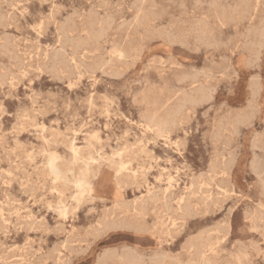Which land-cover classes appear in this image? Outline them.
I'll list each match as a JSON object with an SVG mask.
<instances>
[{"label": "rangeland", "instance_id": "obj_1", "mask_svg": "<svg viewBox=\"0 0 264 264\" xmlns=\"http://www.w3.org/2000/svg\"><path fill=\"white\" fill-rule=\"evenodd\" d=\"M0 2V264H118L128 249L141 255L143 264H152L158 256L165 258L163 264H264V70L257 46L261 34L264 40L263 0ZM239 55L246 72L234 69ZM253 83L260 87L252 96ZM240 84L246 91L237 102L233 94ZM90 158L95 160L90 163L94 171L119 183L118 198L106 192L95 196L77 186L75 180ZM49 160L62 174L50 170ZM199 240L206 249L198 246V253L194 243ZM65 241L71 246L63 247Z\"/></svg>", "mask_w": 264, "mask_h": 264}, {"label": "bare ground", "instance_id": "obj_2", "mask_svg": "<svg viewBox=\"0 0 264 264\" xmlns=\"http://www.w3.org/2000/svg\"><path fill=\"white\" fill-rule=\"evenodd\" d=\"M22 1V0H21ZM25 1H27V0H25ZM123 1V0H122ZM264 1V0H263ZM3 2V1H2ZM5 2V1H4ZM3 2V3H4ZM17 2H18V0H17ZM20 2V1H19ZM39 2V1H38ZM154 2V1H153ZM243 2H244V0H243ZM1 3V2H0ZM2 3V4H3ZM9 3H12V2H8L7 4H9ZM106 3V2H105ZM104 3V4H105ZM138 3H141L140 1L138 2ZM196 3L197 2H195V5H196ZM199 3V2H198ZM206 3V2H205ZM208 3H210V2H208ZM215 3V2H214ZM262 3V2H261ZM40 4V3H39ZM96 4V3H95ZM145 4V3H144ZM173 4V3H172ZM218 4V3H217ZM10 5V4H9ZM26 5V4H25ZM98 5V4H97ZM136 5L139 7V6H141V5H138L137 3H136ZM178 5H180V4H178ZM200 5V4H199ZM58 6V5H57ZM61 6V5H60ZM154 6V5H153ZM212 6V5H211ZM228 6H231V5H228ZM262 6H264V5H262ZM185 7V6H184ZM210 7V6H209ZM220 7H221V5H220ZM231 7H233V6H231ZM21 9H22V7H20ZM135 8V7H134ZM161 8V7H160ZM218 8V7H217ZM222 9L224 8L223 6L221 7ZM4 9V8H3ZM226 9V8H225ZM229 10H230V8H228ZM16 10V9H15ZM136 10V9H135ZM218 10H220V9H218ZM259 10H261V9H259ZM117 11V10H116ZM139 11V10H138ZM162 11H163V9H162ZM222 11V10H221ZM223 11H224V9H223ZM223 11H222V13H223ZM226 12V11H225ZM261 12V11H260ZM6 13V12H5ZM114 13V12H113ZM140 13H141V11H140ZM221 13V14H222ZM47 14V13H46ZM51 14V13H50ZM138 14V13H137ZM136 14V15H137ZM142 14V13H141ZM153 14V13H152ZM218 14V13H217ZM220 14V13H219ZM7 15V14H6ZM12 15H13V13H12ZM17 15V14H16ZM136 15H133V16H135L136 17ZM139 15V14H138ZM155 15V14H154ZM223 15V14H222ZM225 15V14H224ZM231 15V14H230ZM11 16V15H10ZM19 16V15H18ZM18 16H13V17H15V19L18 17ZM34 16V15H33ZM51 16V15H50ZM53 16V15H52ZM221 16V15H220ZM1 17H3V16H1ZM6 17V16H5ZM47 17H49V16H47ZM101 17V16H100ZM99 17V18H100ZM223 17V16H222ZM22 18V17H21ZM50 18V17H49ZM54 18V17H53ZM68 18V17H67ZM113 18V17H112ZM111 18V21L113 20ZM231 18V17H230ZM260 18H261V16H260ZM11 19V18H10ZM14 19V20H15ZM46 19L47 18H45V22H46ZM65 19V18H64ZM71 19V18H70ZM70 19H69V21H70ZM102 19V18H101ZM138 19V18H137ZM147 19V18H146ZM181 19V18H180ZM225 19V18H224ZM227 19V18H226ZM237 19V18H236ZM261 19H263V17L261 18ZM17 20H19V18H17ZM43 20V19H42ZM66 20V19H65ZM176 20H177V18H176ZM223 20V19H222ZM235 20V19H234ZM5 21V20H4ZM24 21H25V19H24ZM40 21V20H39ZM84 21V20H83ZM137 21H139V20H137ZM136 21V22H137ZM169 21V20H168ZM178 21V20H177ZM220 21V20H219ZM227 21H232V18H231V20H227ZM258 21H259V19H258ZM257 21V22H258ZM11 22V21H10ZM73 22V21H72ZM122 22V21H121ZM176 22V21H175ZM174 22V23H175ZM261 22V21H260ZM6 23V22H5ZM8 23V22H7ZM12 24L14 23V21L13 22H11ZM38 23V22H37ZM49 23V22H48ZM58 23V22H57ZM86 23V22H85ZM103 23V22H102ZM134 23V22H133ZM138 23V22H137ZM136 23V24H137ZM140 23V22H139ZM221 23V22H220ZM9 24V23H8ZM7 24V25H8ZM41 24V23H40ZM39 24V25H40ZM43 24V23H42ZM50 24V23H49ZM54 24H55V22H54ZM53 24V25H54ZM60 24V23H59ZM87 24V23H86ZM99 24V23H98ZM141 24V23H140ZM166 24V23H165ZM14 25H15V23H14ZM37 25V24H36ZM192 25V24H191ZM198 25V24H197ZM203 25V24H202ZM221 25V24H220ZM6 26V25H5ZM27 26V25H26ZM38 26V25H37ZM99 26H101V25H99ZM137 26V25H136ZM169 26V25H168ZM170 26H172V25H170ZM170 26H169V29H170ZM173 26H174V24H173ZM176 26V25H175ZM177 26H178V24H177ZM204 26V25H203ZM222 26V25H221ZM221 26H219V28L221 27ZM15 27V26H14ZM36 27V26H35ZM47 27V26H46ZM135 27V26H134ZM30 28V27H29ZM37 28V27H36ZM63 28V27H62ZM136 28H138V27H136ZM191 28V26L189 27V29ZM196 28V27H195ZM198 28H199V26H198ZM249 27H246V29H248ZM251 28H253V27H251ZM260 28V27H259ZM47 29V28H46ZM59 29V28H58ZM70 29V28H69ZM102 29V28H101ZM151 29H153V28H151ZM161 29V28H160ZM175 29V28H174ZM117 30H118V27H117ZM155 30H157L156 28H155ZM191 30V29H190ZM199 30V29H198ZM249 30V29H248ZM258 30V29H257ZM42 31H44V29L42 30ZM42 31H41V33H42ZM60 31V30H59ZM66 31H68L69 32V30L67 29ZM74 31V30H73ZM100 31H103V30H100ZM151 31H154V30H151ZM164 31V30H163ZM174 31V30H173ZM196 31V30H195ZM206 31V30H205ZM45 32V31H44ZM57 32V31H56ZM233 32V31H232ZM237 32V31H236ZM246 32V31H245ZM249 32V31H248ZM4 33V32H3ZM47 33V32H46ZM126 33V32H125ZM151 33V32H150ZM167 33V32H166ZM176 33V32H175ZM177 33H178V31H177ZM176 33V34H177ZM218 33V32H217ZM234 33H235V31H234ZM2 34V33H1ZM0 34V35H1ZM24 34V33H23ZM26 34V33H25ZM24 34V35H25ZM35 34V33H34ZM61 34H63V33H61ZM124 34V33H123ZM139 34V33H138ZM145 34V33H144ZM159 34V36L160 35H162V34H160V33H158ZM171 34V33H170ZM169 34V35H170ZM180 34V33H179ZM195 34V33H194ZM233 34V33H232ZM237 34H238V32H237ZM245 34V33H244ZM76 35H77V33H76ZM164 35H166V34H164ZM202 35V34H201ZM234 35V34H233ZM13 37H15L14 35H12ZM21 36V35H20ZM63 36V35H62ZM102 36V35H101ZM143 36H145V35H143ZM158 36V35H157ZM178 36V35H177ZM196 36V35H195ZM207 36V35H206ZM212 36V35H211ZM216 36H218V34L216 35ZM220 36V35H219ZM231 36V35H230ZM3 37H5V36H3ZM25 37V36H24ZM64 37H66V35L64 36ZM98 37V36H97ZM169 37V36H168ZM168 37H166L167 39H168ZM173 37V35L170 37V40H172L171 38ZM209 37V36H208ZM221 37V36H220ZM228 37V36H227ZM242 37V36H241ZM16 38V37H15ZM22 37H20V39H21ZM55 38V37H54ZM57 38V37H56ZM145 38V37H144ZM203 39H204V37H202ZM222 38V37H221ZM6 39V38H5ZM61 39H62V37H61ZM67 39H69V38H67ZM124 39V38H123ZM174 39V38H173ZM179 39V38H178ZM220 39V38H219ZM243 39H244V37H243ZM29 40V39H28ZM27 40V41H28ZM52 40H53V38H52ZM125 40V39H124ZM123 40V41H124ZM175 40V39H174ZM180 40V39H179ZM200 40H201V38H200ZM200 40H199V44H200ZM212 40H213V36H212ZM217 40V39H216ZM228 40V39H227ZM254 40V39H253ZM62 41V40H61ZM63 41H65V38H64V40ZM138 41V40H137ZM136 41V42H137ZM164 41V40H163ZM168 41H169V39H168ZM182 41V40H181ZM184 41H186V40H184ZM204 40H202L201 41V43L203 42ZM218 41H220V40H217V41H215L214 40V42H217L218 43ZM225 41V40H224ZM55 42V41H54ZM59 42V41H58ZM66 42V41H65ZM71 42V41H70ZM117 42V44H118V41H116ZM115 42V43H116ZM171 42V41H170ZM177 42V41H176ZM207 42V41H206ZM210 42V41H209ZM214 42H212V44H214ZM222 43H223V41H221ZM221 42H219V43H221ZM229 42V41H228ZM232 42V41H231ZM13 43V42H12ZM19 43V42H18ZM55 43H57V42H55ZM60 43V42H59ZM63 43V42H62ZM128 43V42H127ZM172 43V42H171ZM180 43V42H179ZM183 43V42H182ZM188 43V42H187ZM221 43V44H222ZM244 43H245V41H244ZM248 43V42H247ZM252 43V42H251ZM17 44V43H16ZM61 44V43H60ZM59 44V45H60ZM77 44V43H76ZM117 44H116V46H117ZM174 44V43H173ZM198 44V43H197ZM196 44V45H197ZM205 44V43H204ZM220 44V45H221ZM223 44H225L226 45V43H223ZM232 44V43H231ZM250 44V43H249ZM87 45V44H86ZM181 45V44H180ZM183 45V44H182ZM190 45V44H189ZM206 45V44H205ZM215 45H216V43H215ZM219 45V44H218ZM224 45V46H225ZM14 45H12V47H13ZM31 45H29V47H30ZM45 46V45H44ZM49 46V45H48ZM113 46H114V44H113ZM112 46V47H113ZM201 46V45H200ZM210 46V45H209ZM208 46V47H209ZM222 46V45H221ZM257 46H258V48H259V52L261 53V55L263 56V58H262V62H263V70H264V40L262 39V34L260 35V39L257 41ZM18 47V46H17ZM27 48H29L28 47V45L26 46ZM47 47V46H46ZM54 47V46H53ZM64 47V46H63ZM115 47V46H114ZM118 47V46H117ZM126 47H128V46H126ZM185 48L186 47H188V46H184ZM197 47V46H196ZM202 47V46H201ZM201 47H199V48H201ZM207 47V46H206ZM215 47H217V46H215ZM76 48V47H75ZM120 48V47H119ZM195 48V47H194ZM211 48H213V46L211 47ZM218 48V47H217ZM221 48V47H220ZM14 49H17V48H14ZM14 49H13V51H14ZM30 49V48H29ZM42 49V48H41ZM48 49H49V51H50V48L48 47ZM62 49V48H61ZM64 49V48H63ZM113 49V48H112ZM22 50V49H21ZM44 50L45 49H43V51H41V52H44ZM53 50H56V48L54 49L53 48ZM119 49L117 48V50H114L115 52L116 51H118ZM189 50V49H188ZM17 51H19V49H17ZM23 51V50H22ZM33 51H34V47H33ZM49 51H48V53H49ZM58 51V50H57ZM64 51V50H63ZM113 51V50H112ZM190 51V50H189ZM196 51V50H195ZM9 52V51H8ZM50 52H52V51H50ZM72 52V51H71ZM82 52V51H81ZM111 52V51H110ZM193 52V51H192ZM258 50H256V51H254L253 50V54H255L256 56L258 55ZM2 53V52H1ZM32 53V52H31ZM35 53V52H34ZM64 53H66V52H64ZM117 53V52H116ZM122 53V52H121ZM135 53H137L136 51H135ZM10 54V53H9ZM23 54V53H22ZM39 54V53H38ZM41 54V53H40ZM51 54V53H50ZM49 54V55H50ZM52 54H54V52L52 53ZM59 54V53H58ZM68 54V53H67ZM85 54H87V53H84V55ZM98 54H100V53H98ZM108 54V53H107ZM106 54V55H107ZM14 55V54H13ZM21 55V54H20ZM34 55V54H33ZM105 55V54H104ZM112 55H113V53H112ZM121 55V54H120ZM125 55V54H124ZM126 55H128L127 54V52H126ZM125 55V56H126ZM135 55V54H134ZM155 55V54H154ZM36 56V55H35ZM58 56V55H57ZM62 56L63 55H61V57H60V55H59V59H61L62 58ZM110 56V55H109ZM117 56V55H116ZM129 56V55H128ZM139 56V55H138ZM224 56V55H223ZM10 57V56H9ZM43 57V56H42ZM47 57V56H46ZM45 57V58H46ZM65 57V56H64ZM69 57V56H68ZM113 57H114V55H113ZM131 57V56H130ZM140 57V56H139ZM248 57V56H247ZM25 58V60H26V57H24ZM28 58V57H27ZM49 58H51L50 56H49ZM49 58H48V60H49ZM123 58V57H122ZM137 58V57H136ZM135 58V59H136ZM150 58V57H149ZM211 58V57H210ZM220 58V57H219ZM38 59V58H37ZM70 59H72V58H70ZM77 59V58H76ZM103 59V58H102ZM113 59V58H112ZM134 59V60H135ZM153 59V58H152ZM249 59H251V58H249ZM24 60V61H25ZM52 60V59H51ZM94 60V59H93ZM107 60V59H106ZM109 60V59H108ZM118 60H119V58H118ZM121 60V59H120ZM139 60V59H138ZM223 60V59H222ZM44 60H42V62H43ZM72 61H74V60H72ZM29 62V61H28ZM38 62V61H37ZM83 62V61H82ZM85 62V61H84ZM99 62V61H98ZM105 63H106V61H104ZM148 62V61H147ZM203 62V61H202ZM210 62V61H209ZM208 62V63H209ZM212 62V61H211ZM214 62V61H213ZM54 63V62H53ZM60 63V62H59ZM104 63V64H105ZM112 63V62H111ZM121 63H123V62H121ZM164 63V62H163ZM173 63V62H172ZM171 63V64H172ZM216 63V62H215ZM257 63V62H256ZM44 64V63H43ZM51 64V63H50ZM84 64V63H83ZM88 64V63H87ZM103 64V65H104ZM35 65V64H34ZM45 65V64H44ZM78 65V64H77ZM210 65V64H209ZM10 66V65H9ZM17 66V65H16ZM51 66H53V65H51ZM51 66H50V68H51ZM79 67H81V65H78ZM214 66V65H213ZM18 67V66H17ZM34 67V66H33ZM39 67V66H38ZM37 67V68H38ZM72 67V66H71ZM70 67V68H71ZM76 67V66H75ZM111 67V66H110ZM179 67H180V65H179ZM190 67V66H189ZM13 68V67H12ZM22 68V67H21ZM31 68V67H30ZM77 68V67H76ZM84 68V67H83ZM186 68V67H185ZM246 68H247V66H246V62H245V59L243 58V56L242 55H239V57L235 60V62H234V69L236 70V72L237 73H241V72H246ZM23 69V68H22ZM28 69V68H27ZM85 69V68H84ZM87 69V68H86ZM116 69V68H115ZM190 69V68H189ZM193 69V68H192ZM221 69V68H220ZM29 70V69H28ZM32 70V69H31ZM42 70V69H41ZM160 70V69H159ZM226 70V69H225ZM18 71V70H17ZM24 71V70H23ZM81 71V70H80ZM88 71H89V68H88ZM91 71H93V70H91ZM200 71V70H199ZM203 71V70H202ZM211 71V70H210ZM209 71V72H210ZM20 72V71H19ZM44 72V71H43ZM82 72V71H81ZM90 72V71H89ZM104 71H102L101 70V73H103ZM184 72V71H183ZM207 72V71H206ZM209 72H207V73H209ZM78 73H79V71H78ZM92 73V72H91ZM108 73H109V71H108ZM201 73V72H200ZM205 73V72H204ZM221 73V72H220ZM227 73V72H226ZM14 74V73H13ZM16 74H17V72H16ZM21 74V73H20ZM47 74V73H46ZM52 74V73H51ZM76 74V73H75ZM203 74V73H202ZM22 75V74H21ZM57 75V74H56ZM72 75H73V73H72ZM111 75V74H110ZM131 75V74H130ZM174 75V74H173ZM198 75V74H197ZM11 76V75H10ZM35 76V75H34ZM68 76H69V74H68ZM67 76V77H68ZM108 76H109V74H108ZM177 76H178V74H177ZM204 76V75H203ZM17 77V76H16ZM61 77V76H60ZM78 77V76H77ZM182 77V76H181ZM196 77V76H195ZM209 77V76H208ZM15 78V77H14ZM184 78V77H183ZM251 78V77H250ZM254 78V77H253ZM256 78V77H255ZM63 79V78H62ZM1 80V79H0ZM87 80V79H86ZM179 80V79H178ZM177 80V81H178ZM181 80H183V79H181ZM218 81V80H217ZM201 82V81H200ZM0 84H1V82H0ZM9 84V83H8ZM15 84H17V83H15ZM140 84V83H139ZM149 84V83H148ZM198 85V84H197ZM200 85H201V83H200ZM1 86V85H0ZM24 86V85H23ZM70 85H68V87H69ZM148 86H150V85H148ZM192 86V85H191ZM206 86V85H205ZM260 87V86H259ZM257 85H256V83H253L252 84V86H251V91H252V96L253 95H255L257 92H258V88H259ZM262 87V89L264 88V86L262 85L261 86ZM55 88V87H54ZM192 88V87H191ZM193 88H195V87H193ZM192 88V89H193ZM184 89V88H183ZM201 89V88H200ZM207 89V88H206ZM59 90H61V89H59ZM177 90V89H176ZM193 90H195V89H193ZM56 91V90H55ZM190 91V90H189ZM214 91V90H213ZM245 86L244 85H242V84H240L238 87H237V89H236V91L234 92V94H233V100H235V101H237V102H242L243 101V98H244V96H245ZM49 92V91H48ZM126 92H127V90H126ZM161 92V91H160ZM177 92V91H176ZM193 92V91H192ZM39 93V92H38ZM51 93H52V91H51ZM59 93V92H58ZM191 93V92H190ZM203 93V92H202ZM207 92L205 91V93L204 94H206ZM48 94V93H47ZM55 94V93H54ZM53 94V95H54ZM180 94V93H179ZM192 94H197V92H196V90L194 91V93H192ZM192 94H190V95H192ZM203 94V95H204ZM7 95V94H6ZM34 95H36V94H34ZM49 95V94H48ZM134 95V94H133ZM153 95H155V94H153ZM202 95V96H203ZM13 96V95H12ZM26 96V95H25ZM36 96H39L38 94L36 95ZM150 96V95H149ZM205 96V95H204ZM203 96V97H204ZM33 97V96H32ZM106 97V96H105ZM136 97V96H135ZM181 97H183V96H181ZM192 97V96H191ZM31 98V97H30ZM107 98V97H106ZM32 99V98H31ZM35 99H36V97H35ZM91 99V98H90ZM177 99V98H176ZM184 99V98H183ZM209 99V98H208ZM34 99H32V101H33ZM37 100V99H36ZM35 100V101H36ZM69 100V99H68ZM109 100V99H108ZM110 100H112V99H110ZM195 101V100H194ZM199 101H201V100H199ZM255 101V100H254ZM2 102V101H1ZM43 102V101H42ZM49 102V101H48ZM53 102V101H52ZM63 102V101H62ZM90 102V101H89ZM111 102V101H110ZM178 102V101H177ZM33 103H34V101H33ZM50 103V102H49ZM112 103V102H111ZM110 103V104H111ZM193 103V102H192ZM191 103V104H192ZM45 104V103H44ZM47 104V103H46ZM213 104V103H212ZM52 105H53V103H52ZM160 105V104H159ZM46 106V105H45ZM67 106V105H66ZM161 107H162V105H160ZM180 106H182V105H180ZM186 106V105H185ZM51 107V106H50ZM53 107H55V106H53ZM59 107V106H58ZM251 107V106H250ZM27 108V107H26ZM44 108V107H43ZM66 108H68V106L66 107ZM181 108V107H180ZM42 109V108H41ZM50 109V108H49ZM53 109V108H52ZM107 109V108H106ZM192 109V108H191ZM246 110H247V107L245 108ZM251 109V108H250ZM5 110V109H4ZM22 110V109H21ZM25 110V109H24ZM45 110V109H44ZM257 110V109H256ZM1 111V110H0ZM3 111V110H2ZM6 111V110H5ZM17 111V110H16ZM26 111V110H25ZM39 111V110H38ZM108 111V110H107ZM194 111V110H193ZM205 111V110H204ZM229 111V110H228ZM259 111V110H258ZM20 112V111H19ZM23 112V111H22ZM142 112V111H141ZM203 112V111H202ZM252 112H253V110H252ZM25 113H27V112H25ZM41 113H42V111H41ZM78 113V112H77ZM157 113V112H156ZM195 113V112H194ZM250 113V112H249ZM254 113V112H253ZM1 114V113H0ZM21 114V113H20ZM142 115H143V113H141ZM185 114V113H184ZM187 114V113H186ZM228 114V113H227ZM234 114V113H233ZM245 114V113H244ZM2 115V114H1ZM76 115V114H75ZM74 115V116H75ZM77 115H79V114H77ZM146 115V114H145ZM247 116H250V115H248V114H246ZM27 116V115H26ZM140 116V115H139ZM188 116V115H187ZM187 116H185V117H187ZM22 117V116H21ZM155 117V116H154ZM185 117H183V118H185ZM219 117H220V115H219ZM222 117V116H221ZM220 117V119L222 120V118ZM235 117V116H234ZM252 117L254 118V116L252 115ZM16 118H17V116H16ZM142 118V117H141ZM188 118V117H187ZM192 118V117H191ZM196 118V117H195ZM235 118H237V114H236V117ZM247 118V117H246ZM144 119V118H143ZM153 119V118H152ZM243 119V118H242ZM166 120V119H165ZM187 120V119H186ZM219 120V119H218ZM220 120V121H221ZM243 120H245V119H243ZM19 121V120H18ZM148 121V120H147ZM189 121H190V119H189ZM196 121V120H195ZM224 121H225V119H224ZM228 121V120H227ZM34 122V121H33ZM35 122H37V120L35 121ZM141 122V121H140ZM161 122V121H160ZM168 122V121H167ZM171 122H172V120H171ZM218 122V121H217ZM226 122V121H225ZM224 122V124L226 125V123ZM238 122V121H237ZM248 122V121H247ZM19 123V122H18ZM221 123H222V121H221ZM228 123V122H227ZM240 123L242 124V121H240ZM240 123H239V125H240ZM23 124V123H22ZM169 124V123H168ZM174 124V123H173ZM172 124V125H173ZM176 124V123H175ZM219 124V123H218ZM244 124H247V123H245L244 122ZM25 125V124H24ZM30 126H31V124H29ZM35 125V124H34ZM153 125V124H152ZM216 125V124H215ZM230 125V124H229ZM235 126H236V124H234ZM252 125V124H251ZM23 126V125H22ZM163 126V125H162ZM176 126H178V125H176ZM195 126H196V124H195ZM220 126H223L222 124H220ZM159 127H161L160 125H159ZM238 127V126H237ZM12 128H13V126H12ZM50 128H52V127H50ZM152 128H153V126H152ZM196 128V127H195ZM194 128V129H195ZM225 128V127H224ZM227 128V127H226ZM234 128V127H233ZM157 129V128H156ZM160 129V128H159ZM165 129V128H164ZM158 130V129H157ZM167 130V129H166ZM219 130H221V129H219ZM217 131V132H219L220 133V131ZM224 130V129H223ZM238 130H240V129H238ZM238 130H236V131H238ZM16 131V130H15ZM197 131V130H196ZM17 132V131H16ZM30 132V131H29ZM38 132V131H37ZM58 132V131H57ZM166 132V131H165ZM205 132V131H204ZM215 132V131H214ZM222 132V131H221ZM161 133V132H160ZM233 134H235V136H236V133H234V131L232 132ZM263 133V132H262ZM261 133V134H262ZM37 134V133H36ZM214 134V133H213ZM56 135V134H55ZM58 135V134H57ZM217 135V134H216ZM227 136V135H226ZM261 136H263V134L261 135ZM38 137V136H37ZM151 137V136H150ZM158 137V136H157ZM211 137H214V136H211ZM229 137V136H228ZM239 137V136H238ZM219 137H217V139H218ZM257 138V137H256ZM117 139V138H116ZM150 139V138H149ZM154 139V138H153ZM209 139H210V137H209ZM215 139V138H214ZM237 139V138H236ZM53 140V139H52ZM176 140V139H175ZM212 140H213V138H212ZM255 140V139H254ZM264 140V139H263ZM54 141V140H53ZM75 141V140H74ZM186 141V140H185ZM218 141V140H217ZM224 141V140H223ZM222 141V142H223ZM228 141V140H227ZM236 141V140H235ZM134 142H136L135 140H134ZM133 142V143H134ZM140 142V141H139ZM213 142V141H212ZM221 142V143H222ZM224 142H226V141H224ZM229 142V141H228ZM257 142V141H256ZM147 143V142H146ZM177 142H175V144H176ZM227 143V142H226ZM236 143V142H235ZM173 144V143H172ZM181 144V143H180ZM228 144V143H227ZM230 144V143H229ZM228 144V145H229ZM135 145H136V143H135ZM165 145V144H164ZM179 145V144H178ZM184 145V144H183ZM239 145V144H238ZM237 145V146H238ZM65 146V145H64ZM131 146V145H130ZM141 146V145H140ZM218 146V145H217ZM227 146V145H226ZM204 147V146H203ZM259 147V146H258ZM150 148H152V146H150ZM235 148H236V145H235ZM252 148H253V146H252ZM68 149V148H67ZM127 149H129V148H127ZM131 150V149H130ZM134 150V149H133ZM136 150H137V148H136ZM142 150V149H141ZM147 150H148V148H147ZM147 150H145V151H143V153L144 152H146ZM205 150V149H204ZM224 150V149H223ZM235 150V149H234ZM233 150V151H234ZM72 151L74 152V153H76V149L74 148V146H72ZM138 151H139V148H138ZM137 151V152H138ZM153 151V150H152ZM164 151V150H163ZM21 152V151H20ZM133 152H135V154L137 153L135 150L133 151ZM215 152H217V151H215ZM219 152V151H218ZM221 152V151H220ZM231 152V151H230ZM8 153V152H7ZM28 153V155L31 153V151L30 152H27ZM115 153V152H114ZM141 153V152H140ZM152 153V152H151ZM221 153H223V152H221ZM220 153V154H221ZM232 153V152H231ZM13 154V153H12ZM22 154V153H21ZM26 154V153H25ZM35 154V153H34ZM116 154V153H115ZM134 154V153H133ZM153 154V153H152ZM219 154V155H220ZM229 154V153H228ZM9 155V154H8ZM32 155V154H31ZM37 155V154H36ZM151 155V154H150ZM232 155H234V154H232ZM231 155V156H232ZM237 155V154H236ZM26 156H27V154H26ZM48 156V155H47ZM80 156H82V155H80ZM88 156V155H87ZM116 156V155H115ZM129 156V155H128ZM127 156V157H128ZM254 156V155H253ZM37 157H39V156H37ZM110 157V156H109ZM130 157V156H129ZM30 158V157H29ZM54 158V157H53ZM119 158H121V157H119ZM131 158H134V157H131ZM153 158V157H152ZM228 158V157H227ZM231 158V157H230ZM229 158V159H230ZM109 159V158H108ZM110 159H112V158H110ZM122 159V158H121ZM221 159V158H220ZM226 159V158H225ZM254 159V158H253ZM22 160V159H21ZM20 160V161H21ZM26 160V159H25ZM86 160V159H85ZM88 160V159H87ZM153 160V159H152ZM233 160V159H232ZM28 161V160H27ZM50 162H49V166H50V170L53 172V173H55V174H62V171L53 163V161L52 160H49ZM95 160L93 159V158H90V162H86L85 163V165H84V168H83V170H82V173H81V176L79 177V178H77L75 181H76V184H77V186L82 190V191H86V192H88V193H92L93 195H95V196H99V197H101V195H102V193L103 192H106V193H108V194H110L111 196H112V199H116V198H118L119 197V191H118V189H117V187H118V182H113L111 179H109L107 176H104V175H100V174H98L96 171H94L93 169H92V167L90 166V163L91 162H94ZM211 161V160H210ZM218 161V160H217ZM215 162V161H214ZM213 162V163H214ZM220 162V161H219ZM223 162V161H222ZM225 163L227 162L226 160L224 161ZM249 162H250V160H249ZM13 163V162H12ZM48 163V162H47ZM218 163V162H217ZM209 164V163H208ZM259 164V163H258ZM114 166H115V164H113ZM118 165V164H117ZM121 165V164H120ZM119 165V166H120ZM150 165V164H149ZM16 166V165H15ZM108 167H109V165H107ZM110 166H111V163H110ZM213 166V165H212ZM218 166H220V164L218 165ZM227 166H228V164H227ZM263 166V165H262ZM9 167V166H8ZM7 167V168H8ZM11 167V166H10ZM14 167V166H13ZM17 167V166H16ZM232 167V166H231ZM43 168V167H42ZM111 168V167H110ZM123 168V167H122ZM164 168V167H163ZM227 168V167H226ZM257 168V167H256ZM14 168H12V170H13ZM16 169V168H15ZM127 169V168H126ZM9 170V169H8ZM141 170V169H140ZM211 170V169H210ZM255 170V169H254ZM71 171V170H70ZM257 171V170H256ZM255 171V172H256ZM117 172V171H116ZM219 172V171H218ZM229 172H230V170H229ZM228 172V173H229ZM141 173V172H140ZM144 172H142V174H143ZM212 173H213V171H212ZM263 173V172H262ZM176 174V173H175ZM166 175V174H165ZM205 175H207V174H205ZM212 175V174H211ZM218 175V174H217ZM1 176V175H0ZM3 176V175H2ZM5 176V175H4ZM67 176V175H66ZM70 176H71V174H70ZM259 176V175H258ZM197 177V179L200 177H198V176H196ZM203 177V176H202ZM208 177V176H207ZM225 177H227V176H225ZM6 178V177H5ZM91 178H94V180L92 181V180H90ZM124 178V177H123ZM128 178V177H127ZM126 178V179H127ZM133 178V177H132ZM218 178V177H217ZM230 178V177H229ZM156 179V178H155ZM167 179V178H166ZM194 179V178H193ZM203 179V178H202ZM208 179V178H207ZM211 179H212V177H211ZM218 179H220V178H218ZM218 179H217V181H218ZM222 179V178H221ZM1 180H4L3 178L1 179ZM129 180V179H128ZM168 180V179H167ZM194 180H196V179H194ZM262 180V179H261ZM264 180V179H263ZM262 180V181H263ZM32 181V180H31ZM131 181V180H130ZM192 181V180H191ZM203 181V180H202ZM202 181L200 182V183H202ZM206 180H204L203 182H205ZM208 181V180H207ZM216 181V182H217ZM20 182V181H19ZM36 182V180L34 181V183ZM123 182V181H122ZM122 182L120 183V184H122ZM128 182V181H127ZM132 182V181H131ZM194 182V181H193ZM209 182H211V181H209ZM5 183V182H4ZM8 183V182H7ZM196 182H194V184H195ZM207 183V182H206ZM232 183V182H231ZM33 184V182L31 183V185ZM193 184V185H194ZM225 184V183H224ZM125 185V184H124ZM123 185V186H124ZM211 185H212V183H211ZM227 185V184H226ZM225 185V186H226ZM260 185V184H259ZM262 185V188H263V184H261ZM61 186V185H60ZM166 186V185H165ZM216 186V185H215ZM230 186H232V185H230ZM3 187V186H2ZM27 187H29V186H27ZM27 187H25V188H27ZM32 187V186H31ZM120 187V186H119ZM197 187V186H196ZM229 187V186H228ZM23 188V187H22ZM64 188V187H63ZM159 188H160V184H159ZM165 188V187H164ZM163 188V189H164ZM182 188V187H181ZM194 188H195V186H194ZM194 188H193V190H194ZM203 188V187H202ZM230 188H232V187H229V189ZM65 189V188H64ZM157 189V188H156ZM191 189V188H190ZM189 189V190H190ZM209 189V188H208ZM207 189V190H208ZM217 189H218V187H217ZM228 189V190H229ZM233 189V188H232ZM35 190V189H34ZM167 190V189H166ZM165 190V191H166ZM192 190V189H191ZM196 190V189H195ZM194 190V191H195ZM198 190V189H197ZM204 190V189H203ZM202 190V191H203ZM220 190V189H219ZM9 191V190H8ZM22 191L24 192V189H22ZM150 191V190H149ZM148 191V192H149ZM170 191V190H169ZM201 191V190H200ZM221 191V190H220ZM26 193H28V191H27V189H26V191H25ZM31 192V191H30ZM75 192V191H74ZM158 192H159V190H158ZM191 192V191H190ZM189 192V193H190ZM195 192H197V191H195ZM205 192H207V191H205ZM204 192V193H205ZM233 192V191H232ZM9 193V192H8ZM11 193V192H10ZM153 193V192H152ZM157 193V192H156ZM171 193V192H170ZM56 194H57V192H56ZM192 194V193H191ZM196 194H198V193H196ZM10 195V194H9ZM12 195V194H11ZM33 195V194H32ZM66 195V194H65ZM163 195V194H162ZM169 195V194H168ZM219 195H221V194H219ZM235 195V194H234ZM67 196V195H66ZM190 196V195H189ZM227 196V195H226ZM232 196V195H231ZM11 197V196H10ZM10 197H8V198H10ZM14 197H16V196H14ZM148 197V196H147ZM229 197V196H228ZM7 198V197H6ZM145 198H146V196H145ZM149 198V197H148ZM166 198V197H165ZM170 198V197H169ZM180 198H181V196H180ZM179 198V199H180ZM208 198V197H207ZM206 198V199H207ZM223 198V197H222ZM12 199H14L15 200V198H12ZM133 199V198H132ZM139 199V198H138ZM153 199V198H152ZM9 200V199H8ZM13 200V201H14ZM64 200V199H63ZM66 200V199H65ZM124 200V199H123ZM127 200V199H126ZM125 200V201H126ZM143 200H145L144 198H143ZM188 200H190V199H188ZM221 200V199H220ZM224 200H225V197H224ZM16 201V200H15ZM50 201V200H49ZM58 201V200H57ZM56 201V202H57ZM91 201V200H90ZM89 201V202H90ZM120 201V200H119ZM138 201V200H137ZM204 201V200H203ZM202 201V202H203ZM206 201V200H205ZM215 201H217V200H215ZM219 201V200H218ZM226 201V200H225ZM260 201V200H259ZM70 202V201H69ZM121 202V201H120ZM135 202V201H134ZM134 202H133V204H134ZM139 202H140V200H139ZM143 202V201H142ZM152 202V201H151ZM168 202V201H167ZM166 202V203H167ZM221 202H223V200L221 201ZM2 203V202H1ZM10 203V202H9ZM14 203V202H13ZM51 203V202H50ZM211 203V202H210ZM215 203V202H214ZM16 204V203H15ZM190 204V203H189ZM202 204V203H201ZM205 204V203H204ZM207 204H209V203H207ZM258 204H260V202L258 203ZM11 205V204H10ZM9 205V206H10ZM57 205H59L58 203H57ZM113 205V204H112ZM184 205V204H183ZM237 205V204H236ZM2 206V205H1ZM111 206V205H110ZM134 206V205H133ZM163 206V205H162ZM170 206V205H169ZM205 206V205H204ZM260 207H261V205H259ZM7 207V206H6ZM12 207V206H11ZM77 207V206H76ZM75 207V208H76ZM167 207V206H166ZM182 207V206H181ZM191 207V206H190ZM232 207V206H231ZM9 208V207H8ZM7 208V209H8ZM48 208H50L49 206H48ZM48 208H46V209H48ZM111 208V207H110ZM109 208V209H110ZM113 208V207H112ZM111 208V209H112ZM125 208V207H124ZM187 208V207H186ZM205 208V207H204ZM203 208V209H204ZM228 208V207H227ZM230 208V207H229ZM257 208V207H256ZM259 208V207H258ZM257 208V209H258ZM262 208V207H261ZM1 209H3V208H1ZM110 209V210H111ZM184 209H185V206H184ZM183 209V210H184ZM205 209H207V207L205 208ZM214 209V208H213ZM212 209V210H213ZM232 209V208H231ZM11 210H12V208H11ZM69 210V209H68ZM109 210V211H110ZM119 210H120V208H119ZM166 210V209H165ZM201 210V209H200ZM248 210V209H247ZM5 211V210H4ZM8 211V210H7ZM37 211V210H36ZM115 211V210H114ZM182 211V210H181ZM189 211V210H188ZM195 211V210H194ZM206 211V210H205ZM211 211V210H210ZM263 211V213H264V210H261V212ZM26 212H28V210L26 211ZM37 212H39V211H37ZM57 212V211H56ZM86 212H88V209H87V211ZM137 212V211H136ZM184 212H186V211H184ZM212 212V211H211ZM249 212V211H248ZM247 212V213H248ZM112 213V212H111ZM143 213V212H142ZM175 213V212H174ZM173 213V214H174ZM188 213V212H187ZM195 213H197L196 211H195ZM194 213V214H195ZM245 213V212H244ZM254 213V212H253ZM22 214V213H21ZM104 214V213H103ZM141 214V213H140ZM181 215L180 216H182L183 217V215L185 214V213H183V215H182V212L180 213ZM193 214V215H194ZM202 214V213H201ZM209 214V213H208ZM229 214H230V212H229ZM24 215V214H23ZM65 215V214H64ZM112 215H113V213H112ZM117 215V214H116ZM119 215H120V213H119ZM186 215V214H185ZM189 215V214H188ZM264 215V214H263ZM0 216H1V214H0ZM3 216V215H2ZM16 216V215H15ZM14 216V217H15ZM105 216V215H104ZM125 216V215H124ZM176 216H178V215H176ZM203 216V215H202ZM254 217H255V215H253ZM259 216H260V213H259ZM190 217V216H189ZM5 218V217H4ZM17 218V217H16ZM40 218V217H39ZM102 218V217H101ZM108 218H110V217H108ZM118 218V217H117ZM249 218V217H248ZM10 219V218H9ZM21 219H22V217H21ZM34 219H36V218H34ZM100 219V218H99ZM105 219H106V217H105ZM121 219H123L122 217H121ZM172 219H173V217H172ZM181 219V218H180ZM2 220V219H1ZM31 220H33V219H31ZM30 220V221H31ZM104 220V219H103ZM109 220V219H108ZM113 220V219H112ZM112 220H110L111 222H112ZM120 220V219H119ZM133 220V219H132ZM132 220H130V223H128V224H131V222H132ZM178 220H179V218H178ZM229 220V219H228ZM251 220V219H250ZM18 221H19V219H18ZM34 221V220H33ZM40 221V220H39ZM43 221V220H42ZM41 221V222H42ZM115 221V220H114ZM113 221V222H114ZM126 221V220H125ZM128 221V220H127ZM126 221V222H127ZM184 221V220H183ZM7 222V221H6ZM29 222V221H28ZM97 222V221H96ZM109 222V221H108ZM107 222V223H108ZM117 222H118V220H117ZM223 222V221H222ZM18 223V222H17ZM20 223H23V222H20ZM47 223V222H46ZM100 223H103V222H100ZM171 223H173V222H171ZM179 223V222H178ZM183 223V222H182ZM25 224H26V220H25ZM30 224V223H29ZM34 224V223H33ZM36 224V223H35ZM39 224V223H38ZM43 224V223H42ZM121 224H122V222H121ZM125 224H127V223H125ZM151 224V223H150ZM170 224V223H169ZM3 225H5V224H3ZM7 225V224H6ZM5 225V226H6ZM50 225V224H49ZM62 224H60V226H61ZM103 225H104V223H103ZM119 225H120V223H119ZM229 225V224H228ZM253 225L255 226V224L253 223ZM4 226V228H6ZM15 226V225H14ZM18 226V225H17ZM26 226V225H25ZM29 226V225H28ZM27 226V227H28ZM33 226V225H32ZM36 226H38V225H36ZM47 226H48V224H47ZM53 226V225H52ZM97 226H98V224H97ZM97 226H95L96 227V229H97ZM105 226H106V223H105ZM114 225H112V227H113ZM117 226V225H116ZM121 227H123L122 225H120ZM154 226V225H153ZM224 226V225H223ZM0 227H2L1 225H0ZM46 227V226H45ZM59 227V226H58ZM57 227V228H58ZM100 227V226H99ZM147 227V226H146ZM181 227V226H180ZM179 227V228H180ZM256 227V226H255ZM259 227V226H258ZM3 228V227H2ZM18 228H20V226L18 227ZM38 228H39V226H38ZM80 228V227H79ZM92 228H94L93 226H92ZM107 228V227H106ZM110 228V227H109ZM134 228V227H133ZM137 228V227H136ZM145 228V227H144ZM228 228V227H227ZM260 228V227H259ZM56 228L54 227L53 228V230H55ZM61 229V228H60ZM85 229V228H84ZM83 229V230H84ZM99 229V228H98ZM103 229H105V227L103 228ZM102 229V230H103ZM108 229V228H107ZM206 229H208V228H206ZM229 229V228H228ZM100 230V229H99ZM139 230V229H138ZM145 230H147V229H145ZM183 230V229H182ZM182 230H179V231H182ZM204 230H205V228H204ZM4 231H5V229H4ZM28 231V230H27ZM58 231V230H57ZM67 231V230H66ZM88 231V230H87ZM134 231V230H133ZM176 231V230H175ZM214 231H216V230H214ZM223 231H225V230H223ZM2 232V231H1ZM6 232V231H5ZM55 232V231H54ZM75 232V231H74ZM217 232H219V231H217ZM217 232H215V233H217ZM4 233V232H3ZM16 233V232H15ZM92 233V232H91ZM169 233V232H168ZM197 233H199V231L197 232ZM220 233V232H219ZM218 233V234H219ZM226 234H227V231L225 232ZM260 233V232H259ZM75 234V233H74ZM76 234H78L77 232H76ZM97 234V233H96ZM99 234V233H98ZM175 234V233H174ZM202 234V233H201ZM43 235H44V233H43ZM80 235V234H79ZM170 235V234H169ZM172 235V234H171ZM207 235V234H206ZM208 235H210V233L208 234ZM216 235V234H215ZM224 235V234H223ZM77 236V235H76ZM81 236H82V234H81ZM67 237V236H66ZM70 237V236H69ZM72 237V236H71ZM83 237V236H82ZM217 237H219L218 235H217ZM64 238V237H63ZM80 238V237H79ZM172 238V237H171ZM188 238V237H187ZM190 238V237H189ZM188 238V239H189ZM207 238V237H206ZM223 238H224V236H223ZM72 239H73V237H72ZM219 239H220V237H219ZM78 240V239H77ZM82 240V239H81ZM96 240V239H95ZM186 240V239H185ZM212 240V239H211ZM63 241V240H62ZM187 241V240H186ZM186 241L184 242V245H185V243H186ZM190 241V240H189ZM189 241L187 242V243H189ZM192 241V240H191ZM205 241V240H204ZM222 241V240H221ZM66 242V241H65ZM68 242V241H67ZM67 242L64 244V246L63 247H65V245L67 244ZM206 242V241H205ZM209 242V241H208ZM207 242V243H208ZM211 242V241H210ZM216 242V241H215ZM239 242V241H238ZM61 243V242H60ZM63 243H64V241H63ZM192 243V242H191ZM234 243V242H233ZM242 243V242H241ZM241 243H238V244H241ZM202 244H204V243H202ZM201 244V241L199 240V241H196L195 243H194V245L197 247V249H198V246H201L202 245ZM56 246H57V244H55ZM77 245V244H76ZM193 245V246H194ZM205 245H206V243H205ZM214 245H216V244H214ZM244 245V244H243ZM55 246V247H56ZM66 246H71V245H66ZM187 245H185V247H186ZM192 246V245H191ZM240 245H238V248L240 249V247L242 246H240ZM23 247V246H22ZM52 247H54V245L52 246ZM59 247V246H58ZM58 247H56V248H58ZM61 247V246H60ZM62 247V248H63ZM84 247H85V245H84ZM86 247H88L87 245H86ZM85 247V248H86ZM201 247H204V246H201ZM200 247V248H201ZM242 247H244V246H242ZM245 247H247V246H245ZM9 248V247H8ZM29 248V247H28ZM28 248H26V249H28ZM68 248V247H67ZM123 248V247H122ZM205 248V247H204ZM31 249V248H30ZM30 249H28V250H30ZM34 249V248H33ZM46 249H47V246H46ZM59 249V248H58ZM66 249V248H65ZM112 249H114V248H112ZM160 250H161V248H159ZM185 249V248H184ZM187 249V248H186ZM203 249V248H202ZM206 249V248H205ZM20 250V249H19ZM24 250H25V248H24ZM28 250H27V252H28ZM52 250V249H51ZM53 250H54V248H53ZM80 250H82V249H80ZM87 250V249H86ZM107 250V249H106ZM105 250V251H106ZM128 250H130L131 251V249H128ZM189 250V249H188ZM67 251H68V249H67ZM75 251L77 252V250L75 249ZM105 251H103L104 253H105ZM109 251V250H108ZM127 251V250H126ZM129 251V253H124L123 255H122V257H120V258H122V261L119 263L118 262V264H143L144 263V260H143V258L141 257V255L139 256V255H137L136 253H134L133 251L132 252H130ZM153 251V250H152ZM198 251V253H199V249L197 250ZM220 251V250H219ZM218 251V252H219ZM243 251H245L244 249H243ZM32 252V251H31ZM48 252V251H47ZM57 252V251H56ZM73 252V251H72ZM85 252V251H84ZM155 253L157 252V251H154ZM195 252V251H194ZM217 252V251H216ZM217 252V253H218ZM246 252V251H245ZM11 253V252H10ZM15 253V252H14ZM13 253V254H14ZM61 253V252H60ZM160 253V252H159ZM163 253H165L164 251H163ZM171 253V252H170ZM216 253V254H217ZM235 253V252H234ZM240 253V252H239ZM41 253H39V255H40ZM52 254V253H51ZM215 254V255H216ZM230 254V253H229ZM46 255H50L49 253L48 254H46ZM54 255V254H53ZM153 255V254H152ZM155 255V254H154ZM153 255V256H154ZM235 255V254H234ZM11 256H12V254H11ZM10 256V257H11ZM33 256H34V254H33ZM42 256H43V254H42ZM45 256V255H44ZM43 256V257H44ZM63 256H65V255H63ZM62 256V257H63ZM114 256H116V255H112V256H110V257H114ZM119 256V255H118ZM169 256V255H168ZM233 256V255H232ZM232 256H231V258H232ZM236 256H237V253H236ZM239 256V255H238ZM13 257V256H12ZM11 257V258H12ZM16 257V256H15ZM22 257V256H21ZM25 257H26V255H25ZM47 257V256H46ZM46 257H44V258H46ZM49 257V256H48ZM58 257V256H57ZM60 257V256H59ZM101 257H102V255H101ZM156 257V256H155ZM193 257V256H192ZM204 257V256H203ZM206 257V256H205ZM241 257V256H240ZM31 258V257H30ZM34 258V257H33ZM37 258V257H36ZM68 258H70V257H68ZM242 258V257H241ZM10 259V258H9ZM35 259V258H34ZM40 259V258H39ZM58 259V258H57ZM59 259H61V258H59ZM193 259V258H192ZM236 259V258H235ZM238 259V258H237ZM15 261H16V259H14ZM20 260V259H19ZM46 260V259H45ZM204 260V259H203ZM213 260V259H212ZM240 260V259H239ZM21 261V260H20ZM26 261V260H25ZM59 261V260H58ZM61 261V260H60ZM70 261V260H69ZM98 261V260H97ZM179 261V260H178ZM250 261V260H249ZM249 261H247V262H249ZM7 262V261H6ZM31 262H33V261H31ZM55 262H57V261H55ZM165 262V258L163 257V256H158V257H156L154 260H153V262H152V264H163ZM191 262H193V264H195L194 263V261H191ZM203 262V261H202ZM208 262V261H207ZM226 262V261H225ZM237 262V261H236ZM241 262V261H240ZM243 262H245V261H243ZM242 262V263H243ZM246 262V263H247ZM17 263V262H16ZM19 263V262H18ZM37 263V262H36ZM35 263V264H36ZM40 263V262H39ZM43 263V262H42ZM63 263V262H62ZM66 263V262H65ZM68 263V262H67ZM99 263V262H98ZM102 264H106V262H101ZM245 263V264H246ZM6 264H9V263H6ZM54 264V263H53ZM55 264H57V263H55ZM60 264V263H59ZM109 264V263H108ZM203 264H204V262H203ZM207 264V263H206ZM209 264V263H208ZM211 264V263H210ZM216 264V263H215ZM220 264V263H219ZM251 264V263H250Z\"/></svg>", "mask_w": 264, "mask_h": 264}]
</instances>
